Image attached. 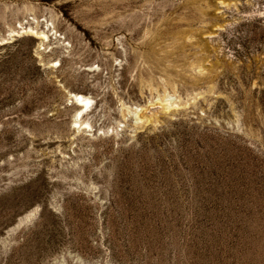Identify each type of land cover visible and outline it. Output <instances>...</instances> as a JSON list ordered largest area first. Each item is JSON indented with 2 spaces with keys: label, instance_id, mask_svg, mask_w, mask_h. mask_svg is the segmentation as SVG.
<instances>
[{
  "label": "rangeland",
  "instance_id": "374dc122",
  "mask_svg": "<svg viewBox=\"0 0 264 264\" xmlns=\"http://www.w3.org/2000/svg\"><path fill=\"white\" fill-rule=\"evenodd\" d=\"M0 264H264V0H0Z\"/></svg>",
  "mask_w": 264,
  "mask_h": 264
},
{
  "label": "bare ground",
  "instance_id": "6f19581e",
  "mask_svg": "<svg viewBox=\"0 0 264 264\" xmlns=\"http://www.w3.org/2000/svg\"><path fill=\"white\" fill-rule=\"evenodd\" d=\"M74 98L78 104H85L87 101H89L87 96H84L80 93H75Z\"/></svg>",
  "mask_w": 264,
  "mask_h": 264
}]
</instances>
